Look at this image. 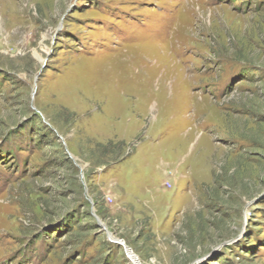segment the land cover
I'll return each instance as SVG.
<instances>
[{"label": "rangeland", "instance_id": "rangeland-1", "mask_svg": "<svg viewBox=\"0 0 264 264\" xmlns=\"http://www.w3.org/2000/svg\"><path fill=\"white\" fill-rule=\"evenodd\" d=\"M129 254L264 264V0H0V264Z\"/></svg>", "mask_w": 264, "mask_h": 264}, {"label": "bare ground", "instance_id": "bare-ground-1", "mask_svg": "<svg viewBox=\"0 0 264 264\" xmlns=\"http://www.w3.org/2000/svg\"><path fill=\"white\" fill-rule=\"evenodd\" d=\"M99 61H100V60H99ZM102 64H103V63H102ZM95 82H96V81H95ZM112 85H113V83H112ZM147 100H148V99H147ZM128 251H129V250H128ZM129 252H130V251H129ZM127 253H128V252H127ZM129 255H130V254H129ZM130 258H131L130 260H131L132 263H134V264H138V263H139L138 260H136L133 256L130 255Z\"/></svg>", "mask_w": 264, "mask_h": 264}, {"label": "trees", "instance_id": "trees-1", "mask_svg": "<svg viewBox=\"0 0 264 264\" xmlns=\"http://www.w3.org/2000/svg\"><path fill=\"white\" fill-rule=\"evenodd\" d=\"M108 145H111V143L109 142V143H108ZM121 145H124V143H123V142H121ZM125 147H126V144H125Z\"/></svg>", "mask_w": 264, "mask_h": 264}]
</instances>
